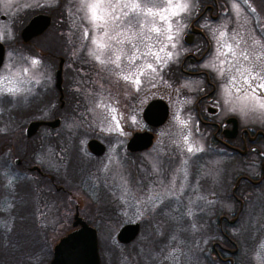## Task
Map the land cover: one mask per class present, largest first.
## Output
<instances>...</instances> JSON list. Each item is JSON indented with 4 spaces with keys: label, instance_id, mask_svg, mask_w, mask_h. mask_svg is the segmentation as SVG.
Instances as JSON below:
<instances>
[{
    "label": "rangeland",
    "instance_id": "obj_1",
    "mask_svg": "<svg viewBox=\"0 0 264 264\" xmlns=\"http://www.w3.org/2000/svg\"><path fill=\"white\" fill-rule=\"evenodd\" d=\"M138 2L142 8L153 7L151 0ZM176 2L188 7L170 18L174 37L171 42L165 38L167 34L158 36L149 31L153 24L162 30L167 24L159 17H149L142 12L133 19L134 27L126 29L128 37H132L133 32L142 35H136L130 43L122 35L117 38L125 40L122 45L105 36L99 42L111 46L100 49L92 41L104 36L105 29L94 26L81 0H64V10L55 8V0H0V17H5L0 18V42L6 46L4 65L0 69V101L1 96L10 97L11 101H17L15 105L23 106L31 88L43 85L45 77L51 75L53 81L58 56L65 58L64 70L69 71L68 76L70 71H75L67 84L72 91L69 95L81 100L76 114H73V105L65 112L66 118L59 130L69 134V156L64 157V163L60 161L61 154L44 156L34 165L42 169L45 177L32 174L31 178L21 181L20 194L14 197L15 209L7 215L11 219L17 210L16 223L9 229L0 228V264H48L53 247L73 229L75 207L79 216L97 231L101 264H209V256L205 260L202 252L217 240V220L222 215L232 222L226 230L239 249L235 257L237 264H264V181L251 189L240 184L236 190V197L243 203L240 212L239 203L231 195L235 183L232 173L221 178L222 182H216L215 176H220L219 163L212 157L206 158L191 183L193 162L199 154L205 155L206 147L205 133L192 109L194 93L202 81L188 77L174 80L167 71L190 51L182 38L196 6L202 2L173 0ZM205 2L211 4V0ZM216 2L220 17L216 22L206 20L200 26L211 40V50L199 68L219 87L215 101L220 109L218 118L230 114L239 116L243 127L264 135V107L261 106L264 91L245 93L236 87L242 84L244 77H248L253 86L264 82L261 80L264 77V0ZM166 4L167 0H156L157 8ZM46 5L52 6L48 10L53 11V27L33 42L22 45L20 26L32 15V10ZM119 12L118 8L117 14ZM125 27L122 24L121 30ZM221 32L225 33L223 38ZM108 34L115 35V32L109 29ZM161 47H164L163 52H160ZM168 52L172 53L171 58ZM134 53L139 58L132 60ZM152 53H158L160 59ZM116 55H120L119 67L110 62ZM96 56L105 63H100ZM34 59L38 63L33 64ZM148 64H152L155 71L148 68ZM249 69L251 75L246 71ZM78 71H83V76H78ZM124 76L131 78L125 80ZM253 76L256 79L253 80ZM137 77L139 83H135ZM53 94L55 103L54 90ZM158 96L170 103V118L162 128L149 130L155 140L142 155L149 174L156 177L146 186L133 184L130 187L125 143L129 135L141 127L137 112L148 99ZM126 106L131 112L125 111ZM25 110V107L20 108L23 118L17 122L14 114L5 116L10 117V128L20 124L23 130L27 122L34 119L26 118ZM0 117L4 116L0 114ZM15 135L11 136L14 140L19 138ZM91 138L106 146L103 156L93 158L88 154L86 143ZM14 140L12 143L16 144ZM189 146L194 151L189 152ZM166 154L177 158L173 173L163 179L160 165ZM71 157L72 162H69ZM250 175H257L256 168ZM2 177L6 184L12 182L8 176ZM206 179H210L209 184H199ZM57 186L62 187L61 192L56 191ZM0 187L1 201L10 191L5 192L3 186ZM135 223L140 226L135 241L121 246L116 240L119 229Z\"/></svg>",
    "mask_w": 264,
    "mask_h": 264
},
{
    "label": "flooded vegetation",
    "instance_id": "obj_2",
    "mask_svg": "<svg viewBox=\"0 0 264 264\" xmlns=\"http://www.w3.org/2000/svg\"><path fill=\"white\" fill-rule=\"evenodd\" d=\"M55 1L56 9L63 8L64 0ZM199 1H201L202 3L196 6L194 17L190 20V22H188V29L182 38V42L187 47H190V51L185 53V55L181 58L180 62L177 65L170 66V69L167 72L173 75L174 80L179 81L182 78L188 77L192 79H200L202 81L201 86L194 93L192 109L194 111L193 114L197 124L201 126V129L203 130L202 133H205L206 147L203 151L205 152V155L202 156L203 154H199L200 156L196 157L198 159L193 162L194 170L192 172L191 183H194L197 174H199L202 165L206 161V158L212 157L216 160L217 163H219V166H217V172H220V176H215V178H217L216 182H222L224 176H226L229 172L232 173L231 179H234L235 183L234 188L231 189V195L233 196L235 201L239 203L238 211L240 212V210L243 209V203L239 200L238 197H236V190L239 188L240 184H246L251 189V187H258L264 181V135L257 134L259 131L252 133L250 130L243 127V123L239 116L237 117L233 114H230L218 118L220 109L216 106L215 101L218 100L217 93L219 87L216 82L212 81L209 74H207L203 70H200L199 65L206 59L208 53L211 50V40L208 36H206L204 30L200 28L201 23L206 20H209L210 22H216L220 17V9L216 0H211V4H207L205 0ZM50 5H46L45 7H38L32 10V15L26 19L25 23L23 22L24 24L22 23V26H20L19 28V37L22 45L33 42L34 39L39 38L44 34V32L53 27L55 21L53 17V11L48 10L52 8V6ZM64 9L65 7L63 8V10ZM38 15H44L50 19L48 28L39 36L27 41L28 43L24 42L21 38V32L23 28L30 22L32 18ZM0 18L1 20L5 19L4 16H1ZM4 48L5 55L0 69L4 65L6 56L5 45ZM60 59H62L63 61L59 89L56 86V71L58 69ZM57 60L58 64L53 72V81L51 75L47 79L45 77L43 85H35L33 88H31L32 91L30 90L27 100L23 102V106H21V104H19V106L15 105L17 101L15 100L14 103L13 101H11L13 99L10 97L1 96L2 100L0 101V114L4 117H0V186H3L5 192L7 191V189L10 191L6 194V197L7 202L13 203L12 206L15 205L14 197H18L20 194V192L18 193V191H20L19 186L22 179H29L31 178L30 176L32 174H35L39 177H45L42 169L39 166L34 165L38 162L37 159H40L44 156L53 157L52 153H54V155L57 153L55 156L61 154L60 161H62L64 157L66 158V156L68 155L69 134L63 131L59 132V130L62 128V124L66 118L65 112L68 111L69 107L73 105V114H76V112L80 110L79 107H81V100L79 99V97L75 98L70 96L69 93H72V91H69L67 87L69 78L70 76H75V71H70V76H68L69 71L67 72L66 70H64L65 58L62 56H58ZM82 72L83 71H78V76H83L81 75ZM53 90L56 92L55 103H53L55 97L53 94ZM154 99H160L164 101L168 106L169 114L164 125L170 118L171 105L167 100H165L163 96H158L150 100L148 99L141 107L140 112H137V110L135 111L137 112L139 120L142 122L141 127H139L137 130H134L129 135L125 143V155L129 163L128 176L130 177V187H132L133 184H135L136 187H143L144 185L146 186L148 182H152L156 177L155 175L149 174L148 166L144 163V159L142 156L144 153L148 152L155 140L154 133L150 132L149 130H157L164 126L162 125L157 128H151L143 119L142 114L144 108L151 100ZM16 106L17 109H15ZM21 107H25L27 109L23 111V114H25L24 116H26V118L28 116H32L34 119L29 120L23 130L21 129L22 126L20 124L16 126L14 125L12 128H10L8 126V120L11 117L10 115L14 114L16 122L23 118L19 114ZM127 109L129 110V112H131L130 107L126 106L125 111ZM55 120H59L58 124L55 126L45 124L51 123ZM31 122H41L43 124L39 126L37 132L34 135H32L31 137H27L26 128ZM121 122H124V124L128 126L126 121L121 120ZM234 126L236 127V129L231 135ZM145 132L152 133L153 135V142L151 147L139 151H130L126 149L127 143L135 133ZM15 133L19 136L18 139L15 138L17 141L13 138ZM11 136L13 137L11 138ZM12 139L16 142V144L12 143ZM92 139L95 138H91L89 140ZM87 143L86 149L88 154H90L93 158L101 157L91 154L87 148ZM176 158L177 156L174 154H166L163 156L162 165H160V176H162L163 179L169 178L170 174L173 173L176 166L174 165ZM61 163H64V161H62ZM55 164L59 165L58 163ZM255 168L257 175L254 177L250 175V172L254 171ZM2 176H8L10 179H12V182L9 181V183L6 184V182L2 179ZM203 183L209 184L210 179H206V182H204V180L200 181L199 184L202 185ZM47 186L50 187L49 182ZM51 186H54V184H51ZM32 189L34 191V188ZM55 189L58 192L62 191V187L60 186H57V188ZM12 190L14 193L11 192ZM0 191H2V187H0ZM226 196L228 197V194ZM76 209L78 210V208L75 207L74 213ZM16 214H19V212H17ZM204 215L208 217L207 213H205ZM231 223V220H228L224 215L218 218V234H216L217 240L206 246L207 251L204 250V252H202L205 260H207L206 257L209 256L210 262L206 261L207 263L237 264V262L235 261V257L239 253V249L233 242V240L229 237L228 231L226 230L229 225H232ZM72 230H74V228ZM131 243L124 245L120 243L119 244L121 246H129ZM231 245L234 246L232 249L229 248V246Z\"/></svg>",
    "mask_w": 264,
    "mask_h": 264
},
{
    "label": "water",
    "instance_id": "obj_3",
    "mask_svg": "<svg viewBox=\"0 0 264 264\" xmlns=\"http://www.w3.org/2000/svg\"><path fill=\"white\" fill-rule=\"evenodd\" d=\"M50 19L44 15L35 16L30 22L23 28L21 32V38L24 42L39 36L49 26ZM186 41V39H185ZM5 55L4 45L0 42V67L2 66ZM62 59L58 69L56 71V86L60 89V75L62 70ZM168 106L160 100H151L143 110V119L151 128H157L166 122L168 118ZM59 120H55L51 123H45L46 125L55 126ZM41 122H31L26 128V136L31 137L34 135ZM234 126L231 132L235 131ZM257 134H262L258 132ZM153 142L152 133H135L130 141L127 143L126 149L130 151H139L148 149ZM89 152L95 156H102L105 152V146L96 139L89 140L87 143ZM38 170V169H37ZM72 227L74 230L62 237L58 243L53 247L52 258L48 264H100L99 246L97 231L92 226L88 225L78 213L76 209L73 215ZM139 232V224H125L123 225L116 236V240L120 244L131 243Z\"/></svg>",
    "mask_w": 264,
    "mask_h": 264
},
{
    "label": "snow or ice",
    "instance_id": "obj_4",
    "mask_svg": "<svg viewBox=\"0 0 264 264\" xmlns=\"http://www.w3.org/2000/svg\"><path fill=\"white\" fill-rule=\"evenodd\" d=\"M151 2L153 3V7L142 8L138 0H115V2H113V0H96V2L94 3H88L87 0H81L82 5L87 6L90 12V19L92 20L94 26L105 29L104 36L99 37V39L94 38L92 42L96 44L98 48L104 49L106 47L111 46L109 44L99 42L103 40L105 36H107L109 40H116L117 43L122 45L125 43V40L117 39V38L124 35L127 38L128 42L130 43L133 37H135L136 35H142V33L138 34V33L133 32L132 37H128L126 29L134 27L133 19L138 18L142 12L144 15L149 16V17H159L160 21L167 24V28L163 30L160 27H157L155 26V24H153V26L149 29V31L156 33L158 36L162 34H167L165 38L169 42H171L174 37L171 34L173 26L170 22V18L178 15L181 12H184L188 6L187 4H181L179 2L173 3V0H167L166 6L157 8L156 0H151ZM118 8L120 9L119 14H117ZM154 8H157V10L154 11L153 10ZM130 13L132 14L131 17H130ZM137 22H138V19H137ZM122 24L126 25L124 30H121ZM140 27L143 28L144 25L141 24ZM109 29H112L115 32V35L109 36L108 34ZM224 35L225 33L223 32L220 33V36L222 38L224 37ZM148 39H151V37H148ZM172 47L173 48L175 47L174 43L172 44ZM149 51H151L150 48H149ZM163 51H164V47H161L160 52H163ZM147 54L148 53H145V55ZM152 55H155L157 60L160 59L158 53H152ZM233 55H235V53H233ZM241 55H243L245 60L248 59L245 53L242 52ZM167 56L171 58L172 53L168 52ZM138 58L139 57H137L134 53L131 59L135 60ZM96 59L100 61V63L102 64L105 63V61L102 60L100 56H96ZM119 61H120V55H116L115 60L110 61V62L115 63L117 67H119ZM32 63L36 64L38 63V61L34 59ZM147 67L155 71L152 64H148ZM246 71H248L249 74L251 75V72H252L251 69L246 70ZM241 75H243V73H241ZM256 76H259V73H257ZM256 76H253L252 79L253 80L256 79ZM123 78L125 80H128L131 77L124 76ZM261 80H264V77H261ZM135 83H139L138 77ZM244 85H247V87H245ZM236 87H237V90L242 89L245 93H248L249 90H251V92L253 93H256L257 89L264 91V82L253 86L251 82L249 81L248 77H244L242 84H238L236 85ZM261 106L264 107V105H261ZM188 151L191 152V151H194V149L191 146H189Z\"/></svg>",
    "mask_w": 264,
    "mask_h": 264
},
{
    "label": "trees",
    "instance_id": "obj_5",
    "mask_svg": "<svg viewBox=\"0 0 264 264\" xmlns=\"http://www.w3.org/2000/svg\"><path fill=\"white\" fill-rule=\"evenodd\" d=\"M73 157H71L69 159V162H72ZM73 174L77 173L76 170L74 169L72 171ZM12 202H7V197L3 196V198L1 199L0 202V228L3 226L5 228V226L7 227V229L11 228V226L16 223L17 220V210H14L13 212V216L10 219L9 216H7L9 213H12V210L15 209L12 206ZM50 255V253H49Z\"/></svg>",
    "mask_w": 264,
    "mask_h": 264
}]
</instances>
